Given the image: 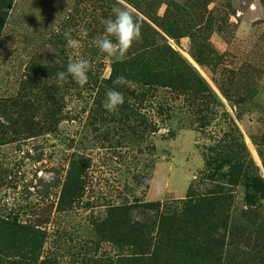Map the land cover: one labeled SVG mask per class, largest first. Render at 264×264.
Here are the masks:
<instances>
[{
  "label": "rangeland",
  "instance_id": "374dc122",
  "mask_svg": "<svg viewBox=\"0 0 264 264\" xmlns=\"http://www.w3.org/2000/svg\"><path fill=\"white\" fill-rule=\"evenodd\" d=\"M118 5L142 23L120 63L94 43ZM169 48L188 83L126 77L139 54ZM77 59L91 65L84 87L57 78ZM114 87L125 103L109 112ZM73 169L83 198L63 208ZM218 183L220 264H264V0H0V216L46 220L43 256L81 263V243L103 240L98 257L115 258L111 223L131 196L170 212Z\"/></svg>",
  "mask_w": 264,
  "mask_h": 264
},
{
  "label": "trees",
  "instance_id": "16d2710c",
  "mask_svg": "<svg viewBox=\"0 0 264 264\" xmlns=\"http://www.w3.org/2000/svg\"><path fill=\"white\" fill-rule=\"evenodd\" d=\"M135 68L126 77L134 76L145 86L157 85L168 74L176 73L180 80L188 83L186 70L192 68L185 59L177 56L170 48L159 54L147 51L139 54ZM55 72L46 71L48 76ZM201 89L206 90L203 81L195 80ZM76 169L67 177L62 196L61 207H73L75 202L83 198V187L75 183ZM221 184L214 185L206 196L190 199L182 203L180 208L165 212L160 203H144L136 196L123 204L122 225L111 223L109 233L123 231L117 242L112 243L119 249L115 258L98 257L101 242L81 243V263L77 264H220L223 245L222 231L225 220L218 211ZM47 217L45 212L42 217ZM134 218V219H133ZM153 218H155L153 222ZM116 220V219H115ZM33 223H19L16 219L0 216V264H60L57 257L43 256L46 242L44 226L46 220ZM99 239H103L104 231L99 230ZM110 234V235H111ZM16 246L11 248L9 243ZM176 260V261H175ZM76 263V262H75Z\"/></svg>",
  "mask_w": 264,
  "mask_h": 264
},
{
  "label": "clouds",
  "instance_id": "9594fccd",
  "mask_svg": "<svg viewBox=\"0 0 264 264\" xmlns=\"http://www.w3.org/2000/svg\"><path fill=\"white\" fill-rule=\"evenodd\" d=\"M142 38V23L140 18L132 9L124 6H116L112 15L104 21L103 34L94 40L95 46L116 63L124 62L128 58L130 50ZM68 46L78 49L80 43L75 39L68 40ZM91 70L87 59L70 61L66 71L57 73L59 81L63 82L71 77L78 85L84 87L89 82ZM127 78L123 75L117 76L113 81L116 86L126 85ZM125 103L124 93L116 87L106 93L103 107L113 112Z\"/></svg>",
  "mask_w": 264,
  "mask_h": 264
}]
</instances>
